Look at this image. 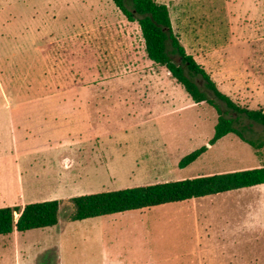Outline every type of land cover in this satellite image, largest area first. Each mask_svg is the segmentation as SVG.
<instances>
[{"label": "rangeland", "instance_id": "1", "mask_svg": "<svg viewBox=\"0 0 264 264\" xmlns=\"http://www.w3.org/2000/svg\"><path fill=\"white\" fill-rule=\"evenodd\" d=\"M154 1L168 8L173 34L220 92L238 106L264 110V0ZM88 30L92 39L98 33L114 36L116 44L137 52L138 80L103 84L92 77L89 68L95 72L97 65ZM144 51L138 23L128 21L112 0H0V118H13L16 129L35 128L43 137L48 128L43 115L48 118L49 106L57 105L60 140L69 132L80 135L52 159L42 160V151H34L16 182L11 178L20 192L3 200L6 207L22 210L51 200L61 206L57 225L1 238L0 264H264V184L69 221V200L75 196L264 166V146L255 150L235 134L213 141L216 110L192 102ZM172 58L180 64L176 55ZM193 80L225 117L235 119L246 139L264 142V126L227 111L201 77ZM123 85L128 101L139 102L132 108H144L136 122L126 115L130 106L105 100L90 108V126L67 129V111L60 108L69 89ZM9 104L11 110L4 107ZM102 132L106 135L96 141ZM199 149L203 152L194 162L179 167Z\"/></svg>", "mask_w": 264, "mask_h": 264}, {"label": "trees", "instance_id": "2", "mask_svg": "<svg viewBox=\"0 0 264 264\" xmlns=\"http://www.w3.org/2000/svg\"><path fill=\"white\" fill-rule=\"evenodd\" d=\"M128 21H136L147 58L155 65L164 67L172 79L179 84L195 104L207 103L212 106L218 120L215 125L213 141L227 134H235L241 141L259 150L263 141L246 139L234 127L235 119L227 118L220 107L201 90L193 78L201 77L205 88L224 103L227 111L244 115L248 120L264 126V110H249L238 106L227 95L220 92L203 66L187 54L178 38L173 34L168 8L154 0H112ZM135 16H138L136 18ZM170 48V50H169ZM176 55L180 64L172 58ZM203 152L196 150L185 156L179 167L194 162ZM264 184V166L248 170L198 176L164 183L100 192L70 198L72 211L70 222H79L128 211L149 209L169 203L184 202L209 195L248 188ZM61 202L57 200L26 204L18 207L0 208V236H9L14 231L24 233L30 230L50 228L58 223ZM18 214L15 219L14 214Z\"/></svg>", "mask_w": 264, "mask_h": 264}, {"label": "crops", "instance_id": "3", "mask_svg": "<svg viewBox=\"0 0 264 264\" xmlns=\"http://www.w3.org/2000/svg\"><path fill=\"white\" fill-rule=\"evenodd\" d=\"M89 32L90 30L87 31L86 36L87 39L93 41V45L89 42L88 46L93 47L94 62L97 65V67H95V72L91 71V67L89 68L92 77L101 79L103 84L106 83V80L114 78L121 80L130 79V81L128 80L129 83L138 80L136 75H138L137 72L140 70L141 60L139 59L140 56L136 55L138 54L137 52L133 50L128 52V49H124L122 46V42H117L116 44L113 40L114 36L111 38L107 37V35L104 36L98 33L95 38L92 39ZM143 55H145V53ZM96 57H99L97 61ZM124 87L125 86L123 85L111 89L106 87L104 89H96L97 87H95V89L84 87H73L69 89L66 93V102H63L60 108L67 111V129L72 131L73 129L79 128L81 125L90 126L92 122L90 108L92 107L96 109L98 104L105 100L113 101L118 105L124 106L126 109L130 106L131 111L128 110L126 115L131 122H136L135 119L141 116V112L144 108H142V110L139 106L132 108L133 105H139V102H129L125 95H130V93H128V90L126 88L124 89ZM133 93L135 95L136 91H133L131 95ZM102 94L104 96H102ZM111 94H113L114 97L108 96ZM104 97L107 98L104 99ZM4 107L11 110L10 104ZM57 109V105L49 106V110L53 113H50L48 118L45 115H43V118L41 117L42 122L48 123L46 131L44 129L42 132L44 134L47 133V136L43 137L39 136L38 133L34 134L36 130L35 128L32 132H30L25 126H23L22 129L21 127L16 129L17 125L15 126L16 123L13 118H0V201H2V203H0V208L6 207L4 205V199L10 198L9 196L12 193L16 195L20 192L17 185L14 187L10 185L11 178L16 182V176L20 175L22 171V163L25 162L27 158L31 157L34 151H42L38 156V158L42 160L52 159L53 156L57 157L60 147L70 148V145H73L76 142L73 141V139L80 138V135L79 137H73L70 134L71 132H69L67 133V136L64 135L62 140H60L61 138H59L58 128L57 126L55 127L56 114L54 112L57 111ZM95 115L98 117V120L103 117V114H101L99 110ZM8 116H11V114L8 113ZM99 122H101V120H99ZM44 127L46 126L44 125ZM88 130L91 131V128ZM105 135L106 132H102V134H98L96 138V135L92 134V136L96 138V141H100ZM63 159H66L68 163L72 162V157H69L66 153H64ZM54 180L58 182L56 177ZM14 233L15 231L9 236H0V239L10 236L13 237L15 235ZM12 243L15 244L14 241ZM18 254L19 253L17 252V255Z\"/></svg>", "mask_w": 264, "mask_h": 264}]
</instances>
